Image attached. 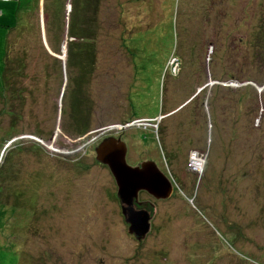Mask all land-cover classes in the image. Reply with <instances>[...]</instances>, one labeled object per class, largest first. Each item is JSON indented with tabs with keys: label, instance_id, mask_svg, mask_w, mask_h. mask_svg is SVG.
Returning <instances> with one entry per match:
<instances>
[{
	"label": "rangeland",
	"instance_id": "rangeland-1",
	"mask_svg": "<svg viewBox=\"0 0 264 264\" xmlns=\"http://www.w3.org/2000/svg\"><path fill=\"white\" fill-rule=\"evenodd\" d=\"M89 2L80 62L71 0H0V94L6 33L29 11L10 35L23 94L0 99V264H264V0ZM107 135L130 164L155 159L171 194L121 199L95 156Z\"/></svg>",
	"mask_w": 264,
	"mask_h": 264
},
{
	"label": "trees",
	"instance_id": "trees-1",
	"mask_svg": "<svg viewBox=\"0 0 264 264\" xmlns=\"http://www.w3.org/2000/svg\"><path fill=\"white\" fill-rule=\"evenodd\" d=\"M33 1L34 0H32L31 5H33ZM61 5L62 6L60 7V10L62 7H64V4H61ZM27 12L29 11H25L24 13H22L23 19H21L20 21H17L16 25L11 27L7 31L6 36H5V44H4V52H3V66L1 70L3 92L0 94V97H2L0 99H2L3 102H5V100H8V98L11 102V100H14L15 98H19L23 94L22 89L24 88V86L19 87L16 82L18 81L21 82V77L25 76V69L29 63L26 60L18 56H17L18 58H15V56L12 54V52H14V49H13L14 42H13V39H11L10 35H11V31H14L17 28L21 29L22 26H26L25 17L27 15ZM1 13H2V10L0 9V14ZM68 17H69V22L66 28L67 36L69 38L68 43H67V52H68L67 55L72 56L73 53L75 54L76 52H80L81 55H79L78 58L80 59V62H83L82 58H83L84 53H89L90 50L94 49V44H95L94 36L96 35V31L99 26L97 22L98 7L93 6V4L89 2V0H71V9H70V13H68ZM263 26H264V23H263ZM174 28H175V25L174 23H172L171 24L172 35H174L175 33ZM48 39H49V36H48ZM67 60H68L67 63H69V65L74 64L72 59L68 58ZM219 86L220 84L212 83L209 88V94L213 88L215 89ZM77 95H78V99H77L78 102L77 101L73 102L74 107L76 109V110L73 109V113L75 112L74 113L75 116L73 115L72 120L76 119L73 129L78 131L79 134H84L85 132H88L91 123L89 122V120H87L89 117V113H86L85 111H83V109H86V108L82 105V101H81L82 99L79 97V94ZM12 105L13 104L11 102L10 106ZM9 113L12 114V112H9ZM10 128L14 129L13 124L10 125ZM12 131L13 130H10V132ZM99 136H101V134ZM10 142H12V140ZM95 156H96V151H95ZM152 160L155 161V159L153 158ZM171 180L174 185L172 178Z\"/></svg>",
	"mask_w": 264,
	"mask_h": 264
},
{
	"label": "water",
	"instance_id": "water-1",
	"mask_svg": "<svg viewBox=\"0 0 264 264\" xmlns=\"http://www.w3.org/2000/svg\"><path fill=\"white\" fill-rule=\"evenodd\" d=\"M96 159L108 166L116 184L119 197L128 198L134 195L137 198L140 190H146L156 198L166 197L172 192L173 183L171 178L160 169L157 163L152 160H143L137 164H130L126 159L127 144L120 137L113 135L103 138L95 147ZM125 213V219L129 223L128 230H142L149 226L147 217L139 212L138 216H128ZM141 220H138L139 217ZM143 220V221H142ZM143 226V227H142Z\"/></svg>",
	"mask_w": 264,
	"mask_h": 264
},
{
	"label": "bare ground",
	"instance_id": "bare-ground-1",
	"mask_svg": "<svg viewBox=\"0 0 264 264\" xmlns=\"http://www.w3.org/2000/svg\"><path fill=\"white\" fill-rule=\"evenodd\" d=\"M196 160H198V158H196V159L194 158V163H198V162H196Z\"/></svg>",
	"mask_w": 264,
	"mask_h": 264
},
{
	"label": "clouds",
	"instance_id": "clouds-1",
	"mask_svg": "<svg viewBox=\"0 0 264 264\" xmlns=\"http://www.w3.org/2000/svg\"><path fill=\"white\" fill-rule=\"evenodd\" d=\"M167 66H168V64H167ZM169 67V66H168ZM170 68V67H169ZM101 134V133H100ZM107 136H109V135H107ZM114 136V135H113ZM99 137V136H98ZM173 189V188H172Z\"/></svg>",
	"mask_w": 264,
	"mask_h": 264
},
{
	"label": "built area",
	"instance_id": "built-area-1",
	"mask_svg": "<svg viewBox=\"0 0 264 264\" xmlns=\"http://www.w3.org/2000/svg\"><path fill=\"white\" fill-rule=\"evenodd\" d=\"M194 162V161H193Z\"/></svg>",
	"mask_w": 264,
	"mask_h": 264
}]
</instances>
